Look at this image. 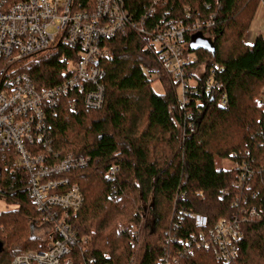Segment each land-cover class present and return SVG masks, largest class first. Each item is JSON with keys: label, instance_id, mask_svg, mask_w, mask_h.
<instances>
[{"label": "trees", "instance_id": "trees-1", "mask_svg": "<svg viewBox=\"0 0 264 264\" xmlns=\"http://www.w3.org/2000/svg\"><path fill=\"white\" fill-rule=\"evenodd\" d=\"M261 1L166 0L145 21L150 28L162 13L181 18L187 7L191 20L211 23L185 36L187 51L196 57L189 69L202 66L204 77L190 87L184 106L165 79L159 78L163 94L152 90L148 77L160 75L161 69L156 55L144 49L140 34L128 30L104 43L109 56L97 63L104 72L101 108L86 109L79 100L72 111L64 102L50 120L53 151L59 157L71 153L90 160L88 167L67 173L83 195L69 222L88 241L83 252L72 248V264H159L165 252L162 233L180 210L203 215L213 225L233 218L240 206L263 207L264 115L258 97L264 92V37L243 41ZM152 6V0L126 1L135 21ZM196 33L209 45L192 47ZM61 52L71 54L63 49L46 52L23 65L38 88L61 80ZM214 65L212 79L221 88L208 93L203 81ZM222 93L227 107L219 104ZM222 159L250 167L247 183L238 181L236 171L219 168ZM113 166L117 171L107 179ZM27 190V174L14 157L0 162V199L10 207L0 211V264H10L21 250L48 247L49 241L30 236L29 221L39 214ZM178 229L180 236L195 230L189 220ZM242 230L236 264H264V217L244 223ZM182 261L221 264L203 252Z\"/></svg>", "mask_w": 264, "mask_h": 264}, {"label": "built area", "instance_id": "built-area-1", "mask_svg": "<svg viewBox=\"0 0 264 264\" xmlns=\"http://www.w3.org/2000/svg\"><path fill=\"white\" fill-rule=\"evenodd\" d=\"M126 1L93 0L85 4L79 0H0V162L12 156L26 172L28 196L39 214L31 224L47 227L44 239L49 241L46 250H26L14 256L10 264H72V248L83 252L88 242L77 236L69 222L70 216L79 210L83 195L69 181L67 173L88 167L90 160L71 153L59 157L53 151L50 120L58 115L64 102L72 111L79 100L86 109L101 108L104 72L97 63L109 56L104 45L107 40L128 30L140 34L145 40L144 49L156 55L173 88H180L181 106L187 101L190 87L203 80L204 70L200 78H194V85L187 84L191 78L187 74L192 70L189 66L196 62V57L187 51L185 36L211 23L191 20L186 7L181 18L172 20L168 13L157 15L156 23L149 28L145 21L154 17L166 0H152L153 6L139 21L133 20ZM50 29L54 32L50 33ZM62 49L71 54L58 55L63 64L61 80L48 88H38L23 65L43 53ZM215 70V65L209 68L203 81V89L208 93L221 88L212 79ZM258 102L264 115V92ZM219 104L228 106L225 93L221 94ZM231 170L236 171L241 183H247L252 176V170L245 165L235 163ZM116 171L115 166L111 167L106 178L111 179ZM223 194L225 191L220 200ZM263 217L264 205L260 208L251 204L240 206L233 218H223L211 225L203 215L180 210L175 215L176 222L162 233L165 252L158 262L183 264L182 259L203 252L211 253L221 264H236L244 242L243 224ZM185 220L191 221L195 230L180 236L177 231ZM124 231L119 226V233Z\"/></svg>", "mask_w": 264, "mask_h": 264}, {"label": "rangeland", "instance_id": "rangeland-1", "mask_svg": "<svg viewBox=\"0 0 264 264\" xmlns=\"http://www.w3.org/2000/svg\"><path fill=\"white\" fill-rule=\"evenodd\" d=\"M263 2H264V0H262L260 2L261 4L258 6V8L256 10L254 18L250 24V27H249L248 31H246L245 35L243 36V41H245V42L248 41L247 39L251 38V37H246L247 32H251L252 34L256 32V33H259V35L264 37V3ZM49 32L53 33L54 29H50ZM190 45L192 47H195V46H199V47L204 46L205 47V46L209 45V40H207L201 34L196 33L193 35L192 41H190ZM202 71H203L202 66H199L197 68H193L191 71H189V74H187V77L188 78L191 77V78L189 79L187 84L188 85L189 84L194 85L195 84L194 78H200ZM148 78H150V80H151L152 90L159 95L164 93L163 92L164 88H163V84H162V79H165L164 82L168 85L170 84V82H172L170 77H168V75L162 70H161L160 75L158 74L156 76V75L150 74ZM159 78H162V79H159ZM175 90L177 91L178 98H180V96H181L180 88L176 86ZM217 166L219 168H224V169L234 168V164L230 160H224V159H222L218 163ZM9 209H10V207L7 206L3 200L0 199V211H5V210H9ZM31 221H29V224H28L31 238L37 239V240H40V239L45 240L44 238L47 236L45 228L47 229V227L44 228V226L42 224H39V226L32 225ZM119 226H118V229H119ZM26 250H32V249H26ZM26 250H21L17 254L26 252Z\"/></svg>", "mask_w": 264, "mask_h": 264}, {"label": "crops", "instance_id": "crops-1", "mask_svg": "<svg viewBox=\"0 0 264 264\" xmlns=\"http://www.w3.org/2000/svg\"><path fill=\"white\" fill-rule=\"evenodd\" d=\"M259 35V33H251V32H247V36L246 37H251V38H249V39H247L248 41V43H252L253 41H254V39L257 37Z\"/></svg>", "mask_w": 264, "mask_h": 264}, {"label": "water", "instance_id": "water-1", "mask_svg": "<svg viewBox=\"0 0 264 264\" xmlns=\"http://www.w3.org/2000/svg\"><path fill=\"white\" fill-rule=\"evenodd\" d=\"M3 246H2V243L0 242V251L2 250Z\"/></svg>", "mask_w": 264, "mask_h": 264}]
</instances>
